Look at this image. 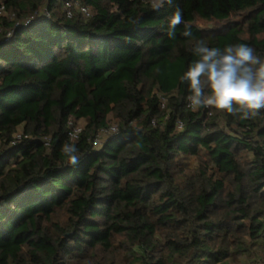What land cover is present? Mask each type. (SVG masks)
I'll return each instance as SVG.
<instances>
[{
    "label": "trees",
    "instance_id": "obj_1",
    "mask_svg": "<svg viewBox=\"0 0 264 264\" xmlns=\"http://www.w3.org/2000/svg\"><path fill=\"white\" fill-rule=\"evenodd\" d=\"M0 8V264H264V110L193 111L181 83L197 40L264 56V0Z\"/></svg>",
    "mask_w": 264,
    "mask_h": 264
},
{
    "label": "clouds",
    "instance_id": "obj_2",
    "mask_svg": "<svg viewBox=\"0 0 264 264\" xmlns=\"http://www.w3.org/2000/svg\"><path fill=\"white\" fill-rule=\"evenodd\" d=\"M164 2L172 0H152V7L158 9ZM183 23L182 10L177 7L168 18V36L175 37V29ZM184 36H190L185 31ZM192 51L199 57L188 67L181 77L187 82L186 99L193 111L214 107L225 110L240 119L255 118L264 110V56L258 55L247 44H228L209 47L201 39L197 40ZM74 146L65 145L63 152L73 165L78 163Z\"/></svg>",
    "mask_w": 264,
    "mask_h": 264
},
{
    "label": "rangeland",
    "instance_id": "obj_3",
    "mask_svg": "<svg viewBox=\"0 0 264 264\" xmlns=\"http://www.w3.org/2000/svg\"><path fill=\"white\" fill-rule=\"evenodd\" d=\"M9 15H10V14H9ZM200 24H203V22H200ZM80 125H81V121H77V122H75V126H76V127H81ZM110 127H115V123H112V125H111ZM110 131H111V129H108V130L104 131V132L100 135V138H99V140H98L97 145H98L99 143H101V142L104 140V138L107 136V134H108ZM185 162L187 163V166H186L187 169H188V167H189V169H191L193 166H195V165L197 164V161H196V160H193L192 158H189V159L185 158ZM240 264H246V262H244V263H240Z\"/></svg>",
    "mask_w": 264,
    "mask_h": 264
},
{
    "label": "built area",
    "instance_id": "obj_4",
    "mask_svg": "<svg viewBox=\"0 0 264 264\" xmlns=\"http://www.w3.org/2000/svg\"><path fill=\"white\" fill-rule=\"evenodd\" d=\"M74 4H77V3L74 2ZM69 5H70V3H69L68 1H65V2H64V7H65V8H67ZM0 9H1V8H0ZM80 9L82 10V12H83L85 15L88 14V11H87L86 8H84V7H80ZM67 13L69 14L70 11L67 10ZM187 102H188V101H187ZM178 126H181V123H180V122H178ZM115 129H116L115 127H111V131H110V132L113 133V132L115 131ZM79 130H80L79 127L73 126L72 131L70 132V139H74V138L77 136V133L79 132ZM110 132H109V133H110Z\"/></svg>",
    "mask_w": 264,
    "mask_h": 264
}]
</instances>
